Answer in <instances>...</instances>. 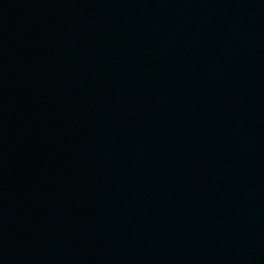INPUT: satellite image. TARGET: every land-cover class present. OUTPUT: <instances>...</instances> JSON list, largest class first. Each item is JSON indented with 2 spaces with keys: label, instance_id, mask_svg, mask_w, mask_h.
Wrapping results in <instances>:
<instances>
[{
  "label": "water",
  "instance_id": "95a60500",
  "mask_svg": "<svg viewBox=\"0 0 264 264\" xmlns=\"http://www.w3.org/2000/svg\"><path fill=\"white\" fill-rule=\"evenodd\" d=\"M0 264H264V0H0Z\"/></svg>",
  "mask_w": 264,
  "mask_h": 264
}]
</instances>
